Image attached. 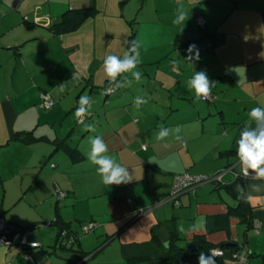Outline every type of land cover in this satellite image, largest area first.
Listing matches in <instances>:
<instances>
[{"label":"crops","instance_id":"crops-1","mask_svg":"<svg viewBox=\"0 0 264 264\" xmlns=\"http://www.w3.org/2000/svg\"><path fill=\"white\" fill-rule=\"evenodd\" d=\"M101 1L95 0L97 12L73 32L58 34L52 26L63 14L89 7L92 0H0V69L5 81L0 97V121L6 128L3 133L7 134H3L7 139L0 143V149L9 151L12 145H18V151L25 156V162L18 168L21 172L37 171L41 159L47 162L52 158L40 172L52 173L53 179L60 181L58 185L67 193L64 199L67 208L63 211L69 213L73 209L74 217L95 223L92 231L95 233L79 239L78 244L86 253L94 250L93 256L80 259L77 251L76 260L70 264H177L166 255L172 242L187 248L190 244L201 245L203 240L206 244H226L231 253H263L264 191L252 192L247 186L264 181L242 175L236 142L249 120L250 110L264 107V0H156L158 3L151 12L145 10L151 16L150 23L143 22L146 19H140L139 23L142 73L139 83L133 79L130 86L118 88L119 92L111 94L110 99L104 94L106 99L102 102L92 99V94L96 84L103 83L90 78L82 81L84 87L74 103L69 98V91L78 86L71 89V84L77 81L73 75L78 76L74 60L71 58V74L59 71L50 76L47 72L53 67L50 62L56 64L60 50L79 52L80 43H65L87 25L96 27L98 15L105 12ZM181 6L188 13V20L174 24L177 8ZM199 16L207 21L205 29L197 24ZM142 26L152 27L153 35L147 34L151 40L161 41L162 31L168 34V44L156 41L144 47ZM207 42L212 43L210 48L205 45ZM192 44L199 51L198 61L186 59ZM173 60L178 62L175 68ZM163 61L169 64L162 66ZM147 64L156 65L153 73L145 70ZM195 71H205L215 82L212 100L194 102L187 81ZM124 75L131 79L130 74ZM87 92L92 103L81 122L75 117V109L80 96ZM44 94L54 102L50 108L43 106ZM137 96L148 100L139 110L133 106ZM41 109L48 110L43 113ZM89 124L95 126V132L84 130ZM160 126L169 129L180 126L186 144L176 141L175 133L164 141L156 140ZM30 133L45 140L28 143L16 138L17 134ZM97 135L108 145L107 155L127 167L131 182L119 186L103 184L97 166L88 159L89 138ZM64 138L76 150L72 155L63 147L56 149L54 140ZM38 144L49 146L35 148ZM33 159L36 160L32 162ZM183 173L223 175L219 181L183 192L178 202L166 201L175 176ZM236 180L253 197L242 203V210L251 209L250 228L237 213L241 200L237 198ZM52 191L48 187L46 198ZM58 204L54 215L58 214L77 230L71 218L60 213ZM2 208L0 217L6 218ZM6 220L20 228L39 224L36 221L21 226L8 219V215ZM199 223L205 225L204 230L190 231L191 226ZM181 226L184 231H179ZM58 233L59 228L55 247ZM164 241L170 242L168 248L164 247ZM37 248L29 250L30 254L40 256ZM23 252L13 245L0 249V264H34L21 260ZM41 264H65V261L59 258Z\"/></svg>","mask_w":264,"mask_h":264},{"label":"rangeland","instance_id":"rangeland-1","mask_svg":"<svg viewBox=\"0 0 264 264\" xmlns=\"http://www.w3.org/2000/svg\"><path fill=\"white\" fill-rule=\"evenodd\" d=\"M157 3L158 1L156 0L101 1L100 4L105 7V12H102L100 15H98L96 27L93 25H87L85 29H82L81 33H78L79 35L77 37H72V40L68 39L65 43L66 45H71L75 42L80 43L79 52L77 53L73 52V50H67L62 53V51L60 50L58 52L56 64L50 62L53 67H50L48 69L47 73L49 75L54 74V72L58 73L59 71L67 73L70 72V74L73 73V65L71 58L77 65L76 69L78 70L79 78L77 79V81L74 80V83H72V86H70L71 89L77 84L78 86L69 91L70 101L74 100V103L76 102L78 95H80L82 91V81L86 82L87 79L89 80L90 78H92L93 81L95 79L96 83H99V80L101 81V83H103L100 84V86L96 84V89H94L95 92L92 94V99L93 97H95L96 99H99L102 102L106 99L102 90L104 87H106V85L110 83L109 81L106 82L107 78L103 70V55L107 56L109 54H115L122 58L124 52L128 50V42L131 40L130 35L133 32L135 37L134 39L138 40L139 42V23L141 24L140 19H146L143 22L150 23L151 16H149L150 14L145 13V10L148 8V11L151 12L152 7ZM150 29H152V27L142 28V41L144 47L146 48L149 47V45H153L154 42L160 41L151 40L150 37L147 36V34H149L150 36L153 35ZM157 29H159V27H157ZM170 35L171 31L169 33V36ZM160 37L162 38V40L160 41L162 45H167L168 34L162 31ZM99 57L103 58L100 60ZM46 63L49 64V62ZM168 64V62L163 61L162 66H167ZM55 66L57 67V69L52 70V68H54ZM154 66L156 65L147 64L144 67L145 70H148L153 73V70H155ZM136 70L139 71V65ZM83 78L85 79L83 80ZM9 80L10 78L8 79V81ZM4 86L5 81L3 80L2 70L0 69V97L3 95ZM88 94L89 93L87 92L82 95ZM110 98L111 96L107 99ZM66 99H68V97ZM46 110L48 109H41V112L45 113ZM100 116L103 120L102 113ZM4 130L6 131L5 125L3 122L0 121V143L2 141H6L7 139L3 138L5 137L3 136V134H6L3 133ZM36 146L37 147L35 148H43V146L49 145L38 144ZM24 158L25 156H23L18 151V145H12L9 151L3 148L0 149V210L1 206H3L2 209L5 211L4 216H6L7 218L8 215V219L10 218L16 220L21 226H30L34 222L38 221L37 223L39 224L37 225V227L30 229L32 231V234L28 236V239L29 241H35L39 244L37 249L42 254L40 256H37L34 253H31L33 257L32 262H36L37 264H41L44 262L49 263L52 261L56 262L60 258L65 261V264H70L71 262L76 260V249H78L79 246L77 243L73 246L71 244V241H68L67 243H65V248H62L60 244L55 247V239L56 233L58 232V228L54 224L52 226L49 225V223L52 219L54 220L55 218L54 211L56 205L59 203L58 207L60 213L63 212L67 214V217L71 218L74 227L77 229L76 231L79 232L78 236L80 240L90 237V235H93L95 231H91L90 233L83 232L82 226L88 225L90 220H85L83 219V217H74L72 211L73 209H69V213L63 211L67 208V206L64 203V200L60 201L58 197L57 189H60L65 192V190H63L58 185V182L60 183V181L58 179L54 180L52 173H47V171L40 172L41 167L44 168L45 166H47L52 158L47 162H45V159H41L37 171L27 169L24 172H21L18 171V168L20 167V164L25 162ZM35 160L36 159H33L32 162ZM51 167L55 168L54 164H51ZM48 187L51 189V191H53L51 195L46 198V192L48 190ZM6 218H4L5 221L9 223ZM10 226L12 228L15 227L14 225ZM253 232L254 231H252L251 234H253ZM13 246L16 247L17 250H20L19 245ZM3 248H6V246L0 247V249ZM90 251H88L90 252L89 256L92 255L91 253H93L94 250ZM24 254L21 255V260L31 262L26 259ZM263 255L264 252H256L253 253V256L245 262L227 260V264H264ZM18 259L19 258H16L17 261Z\"/></svg>","mask_w":264,"mask_h":264},{"label":"clouds","instance_id":"clouds-1","mask_svg":"<svg viewBox=\"0 0 264 264\" xmlns=\"http://www.w3.org/2000/svg\"><path fill=\"white\" fill-rule=\"evenodd\" d=\"M188 20V13L184 8H177V15L173 20L174 24H181ZM128 50L124 52L121 58L115 54H109L104 57L103 70L109 83L113 85L112 90L117 88L130 86L132 80L139 82L142 78V73L137 71L138 65L141 63L140 59V44L138 40L133 39L129 42ZM195 50V55L192 53ZM187 60H199V51L195 44L189 45ZM177 61L173 60L172 64L175 68ZM128 73L131 79L124 74ZM73 79H78V76L73 75ZM215 82L209 79L205 71H195L193 76L187 81L188 91L194 93V102L206 100L211 95V90ZM79 106L75 110V117L82 122V118L88 114L91 108V99L87 95H81L79 98ZM148 100L142 96H137L134 100V108L139 110ZM85 131L95 132V126L92 124L85 126ZM182 129L177 126L175 129L165 128L160 126L159 131L155 134V139L164 141L170 134L175 133V140L186 144L183 137L180 135ZM91 149L88 153V159L96 165V171L100 175L103 184L121 185L131 182L133 179L129 174L127 167L117 163L112 159L108 153V145L101 136L90 137ZM236 155L239 161V167L242 175L253 180L264 181V107H253L249 112V120L245 123L237 140ZM248 189L252 192L264 191V184L252 183L249 184ZM237 198L244 201H251L253 197L249 191L242 185L236 186ZM205 225L203 223L191 226L190 231H202ZM179 231H184L181 226ZM164 247L170 246L169 241H164ZM220 252L216 249L210 250L209 253L200 252L198 256V264H216V256Z\"/></svg>","mask_w":264,"mask_h":264},{"label":"trees","instance_id":"trees-1","mask_svg":"<svg viewBox=\"0 0 264 264\" xmlns=\"http://www.w3.org/2000/svg\"><path fill=\"white\" fill-rule=\"evenodd\" d=\"M96 12H97V9L95 6V0H92L89 7L67 11L65 14H63L61 20L58 23L54 24L52 26V28L58 34L75 30L77 27H79L83 23V21H85V19L94 15ZM206 35H209V34H206ZM211 36L212 35L210 34L209 37H211ZM219 36L217 35L216 37H219ZM134 38L135 37H134V32H133L130 36V39L133 40ZM207 44L212 45L211 42L205 43V45H207ZM207 48H210V47H207ZM16 138L19 141H24V142H28V143L29 142H35V141H41L43 139L42 137L33 136L31 133L27 134V135L25 134L23 136H22V134H17ZM43 140H45V139H43ZM54 142L57 145L56 149L63 147L71 155L74 152H76L75 148H72L68 144L67 139H65V138L64 139H56V140H54ZM236 181H237V185H241V182H238V180H236ZM243 202H244V200H241L240 204L236 207L237 213H238L241 221L246 223L247 226L250 228L252 225V218H251V214H250L251 209H249V208L245 209L244 208V210H242V208H243L242 203ZM1 217H3V215H1ZM51 224H54V225L58 226V228H59V233L57 236V244H60V246L62 248L66 247L65 243H67L68 241H71V244L73 246L76 243L79 244L78 232L70 227V222L62 220L58 214H55V218H54V220L51 221ZM34 227H36V226L28 227V228H20V227H14V228H15V230H24V229H32ZM195 247H196L195 250H187V248H180L174 242H172L171 247L168 249V252L166 253V255H167V258L169 260H172L173 262H175L177 264H198V256H199L200 252H204L207 254L210 252V250H212L214 248H220V249L224 250L226 254L227 253L231 254V252L227 251L226 244H219V245L206 244V242L203 240L201 245L197 243L195 245ZM31 249H27L25 251L30 252L29 250H31ZM76 250L80 253L79 254L80 259H85L90 254V253H86L84 251H81L79 248ZM245 252L247 253V258L245 261H247L250 257L253 256V253H249L247 251H245ZM226 254L224 256H216V264H227V260H233V259H228L227 258L228 256H226ZM91 257H92V255L90 256V258ZM263 257H264V255H263ZM28 260L32 262L33 257H31V259H28ZM234 261H237V260H234ZM238 262H240V261H238ZM32 263L35 264L36 262H32Z\"/></svg>","mask_w":264,"mask_h":264},{"label":"built area","instance_id":"built-area-1","mask_svg":"<svg viewBox=\"0 0 264 264\" xmlns=\"http://www.w3.org/2000/svg\"><path fill=\"white\" fill-rule=\"evenodd\" d=\"M1 13V12H0ZM206 19L203 16L197 17V24L199 28L204 29L206 26ZM211 45L208 44V47ZM113 85L109 84L106 86L103 90L104 94L107 96H110L114 92L118 90V88L113 91L112 90ZM214 95L211 92V95L208 100H212ZM42 101L43 106L45 108H50L53 106V100L51 97L47 94L42 95ZM223 173H218L214 175H192V174H178L175 176L174 182L170 188L169 194L167 196L166 201L169 202H178L179 196L190 189L195 188L196 186L206 183V182H212V181H219ZM59 200H64L67 196V193L57 189ZM11 224L7 223L4 219V217H0V247L4 246H11V245H19V248L21 251H25L27 249H33L39 246V244L35 241H29L28 236L32 234V231L30 229H24V230H15V228H12L10 226ZM95 223L90 222L88 225L82 226V230L85 233H90L94 227ZM65 233V232H64ZM220 252L217 256H224L226 253L224 250L220 248H214ZM213 250V249H212ZM227 256V254H226ZM25 257L27 259H31L30 252L25 251ZM228 259L237 260L240 262H244L247 258L246 252H235V253H228ZM73 264H80V263H73Z\"/></svg>","mask_w":264,"mask_h":264},{"label":"water","instance_id":"water-1","mask_svg":"<svg viewBox=\"0 0 264 264\" xmlns=\"http://www.w3.org/2000/svg\"><path fill=\"white\" fill-rule=\"evenodd\" d=\"M195 249H196V247L193 244H190L187 246V250H195Z\"/></svg>","mask_w":264,"mask_h":264}]
</instances>
